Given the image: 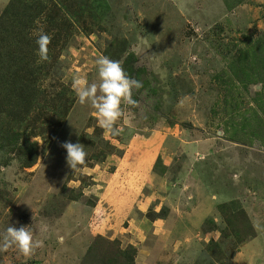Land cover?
Returning <instances> with one entry per match:
<instances>
[{
    "label": "rangeland",
    "instance_id": "374dc122",
    "mask_svg": "<svg viewBox=\"0 0 264 264\" xmlns=\"http://www.w3.org/2000/svg\"><path fill=\"white\" fill-rule=\"evenodd\" d=\"M40 4L24 36L59 40L47 62L27 55L22 121L0 80V247L10 226L42 245L0 250V264H264V0ZM13 40H0L3 59ZM100 56L143 85L121 104L119 136L71 87L100 83ZM65 141L85 147L78 171Z\"/></svg>",
    "mask_w": 264,
    "mask_h": 264
},
{
    "label": "clouds",
    "instance_id": "9594fccd",
    "mask_svg": "<svg viewBox=\"0 0 264 264\" xmlns=\"http://www.w3.org/2000/svg\"><path fill=\"white\" fill-rule=\"evenodd\" d=\"M52 36L45 33L43 28H39L35 43L37 45L36 64L49 60L48 45ZM195 59V57H193ZM99 84H89L85 76H74L71 87L81 105L90 103L95 109L98 125L106 131L108 135L119 136L123 128L117 127L116 122L123 116L121 104L135 106L137 101L133 97V89L139 90L143 87L139 80L131 78L123 69L119 61L111 60L106 56H100L96 60ZM61 147L66 151V164L73 170H79L86 164L87 152L81 143L65 141ZM238 175L233 177L238 179ZM58 242L63 243V237H58ZM42 241H33V233L29 226L19 228L10 226L2 239L0 250H7L10 246H15L25 257H29L34 248L41 246Z\"/></svg>",
    "mask_w": 264,
    "mask_h": 264
},
{
    "label": "trees",
    "instance_id": "16d2710c",
    "mask_svg": "<svg viewBox=\"0 0 264 264\" xmlns=\"http://www.w3.org/2000/svg\"><path fill=\"white\" fill-rule=\"evenodd\" d=\"M40 3L41 0H31L29 4H26V0H9L0 15V40H5L7 36L14 38L12 44H10L11 47L7 46L8 50L5 52L7 57L5 59H3V56L0 57V69H3V71L0 72V80L3 81L5 79L3 84H11V90L15 92L14 95L9 93L10 99L7 101V107L9 106L13 110L8 111L4 109V111L9 116H15L17 118L16 122L22 121L23 119L20 118L21 113L27 112L28 110H24V103L26 100L30 102V93L23 90L22 86L20 85V78L23 76V73L27 74L26 71L29 70L28 68L24 70L27 55L29 52L36 50L35 47H37V45L35 47L30 45L31 38L27 36V34L24 36V32L33 20L39 18V16L42 15L44 6ZM17 17H19V20ZM52 20L54 21L55 17H52ZM16 21L21 24L17 23ZM19 25L20 28L18 31H16V28ZM50 30L52 34L49 30H45V32L52 36L51 41L59 40L58 33H55V30L52 28H50ZM52 42H50V44H52ZM261 59H264V53L261 55ZM34 68L39 67L34 66ZM30 74L32 75L36 73L31 72ZM26 83L33 84L34 82L26 80ZM30 106V103H25V108H29ZM31 152L32 150L28 152L26 166L32 165L33 161L30 155ZM96 244L97 242H94V246ZM109 262L110 260H108V263Z\"/></svg>",
    "mask_w": 264,
    "mask_h": 264
},
{
    "label": "crops",
    "instance_id": "0c3cea01",
    "mask_svg": "<svg viewBox=\"0 0 264 264\" xmlns=\"http://www.w3.org/2000/svg\"><path fill=\"white\" fill-rule=\"evenodd\" d=\"M2 3V6H5L6 2H8V0H2L0 1ZM147 182H152V178H151V175L147 176V179H146Z\"/></svg>",
    "mask_w": 264,
    "mask_h": 264
}]
</instances>
